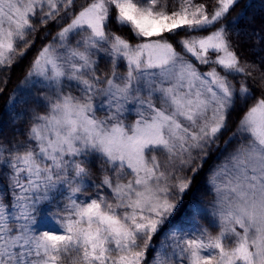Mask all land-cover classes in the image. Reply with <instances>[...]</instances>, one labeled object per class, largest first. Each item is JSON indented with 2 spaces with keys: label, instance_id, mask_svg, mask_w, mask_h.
<instances>
[{
  "label": "snow or ice",
  "instance_id": "obj_1",
  "mask_svg": "<svg viewBox=\"0 0 264 264\" xmlns=\"http://www.w3.org/2000/svg\"><path fill=\"white\" fill-rule=\"evenodd\" d=\"M255 3L0 0V264H264Z\"/></svg>",
  "mask_w": 264,
  "mask_h": 264
},
{
  "label": "trees",
  "instance_id": "obj_2",
  "mask_svg": "<svg viewBox=\"0 0 264 264\" xmlns=\"http://www.w3.org/2000/svg\"><path fill=\"white\" fill-rule=\"evenodd\" d=\"M84 0H77L78 5L80 3H83ZM243 3V0H242ZM238 10V9H236ZM233 12V15L235 14V11ZM255 22L251 25L252 28H255L258 32L264 31V11L261 10L259 0H256L255 3ZM113 28L115 29L116 26L113 24ZM52 34L54 35L57 29L53 27L51 29ZM123 34L127 35L128 30L124 29ZM183 35V33H181ZM43 36V32H39L36 34V43L35 47H33L24 57V59L18 64L15 65L13 68V71L11 73V81L9 83L8 91L11 92L12 88L18 84V82L23 78L24 73L27 70V66L34 57L36 50L42 46L41 37ZM48 40L51 39V36L47 38ZM176 40L179 39V37L175 38ZM247 42L243 44L242 49H238V51L243 52V56L245 59L253 62L259 63L260 59L264 57V45L258 44L255 39H249L247 37L243 38ZM43 43H47V40H44ZM103 66V65H102ZM202 71H206L207 69L201 66ZM6 99L7 96L0 98V129L3 130V135L11 136L12 134V125L9 123V117L7 114V107H6ZM239 115H242V113H233V119L237 120L239 119ZM17 127L23 128V125L17 124ZM234 127V126H233ZM227 135V134H226ZM218 157L213 154L212 157L209 158L207 161V164L205 165V169L202 171L199 177H197V181L194 184V190L199 191L204 187L203 180L205 178V174L207 172L208 167H210L214 161H216ZM0 186L4 189L6 188L5 182L0 181Z\"/></svg>",
  "mask_w": 264,
  "mask_h": 264
},
{
  "label": "rangeland",
  "instance_id": "obj_3",
  "mask_svg": "<svg viewBox=\"0 0 264 264\" xmlns=\"http://www.w3.org/2000/svg\"><path fill=\"white\" fill-rule=\"evenodd\" d=\"M7 191V188H2L1 186H0V194H2V193H4V192H6ZM156 239V241L158 242V237L157 238H155ZM151 255H152V252H151V250L149 251V256L151 257Z\"/></svg>",
  "mask_w": 264,
  "mask_h": 264
}]
</instances>
